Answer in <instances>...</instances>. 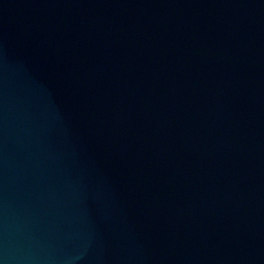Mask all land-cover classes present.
I'll use <instances>...</instances> for the list:
<instances>
[{"label": "water", "instance_id": "1", "mask_svg": "<svg viewBox=\"0 0 264 264\" xmlns=\"http://www.w3.org/2000/svg\"><path fill=\"white\" fill-rule=\"evenodd\" d=\"M0 264H264V0H0Z\"/></svg>", "mask_w": 264, "mask_h": 264}]
</instances>
